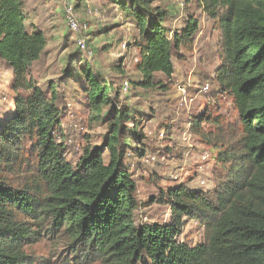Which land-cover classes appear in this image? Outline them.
Masks as SVG:
<instances>
[{
  "label": "trees",
  "instance_id": "16d2710c",
  "mask_svg": "<svg viewBox=\"0 0 264 264\" xmlns=\"http://www.w3.org/2000/svg\"><path fill=\"white\" fill-rule=\"evenodd\" d=\"M84 1L76 0L75 7ZM109 1L133 17L138 30L134 45L142 80L133 86L149 89L156 86V74L171 77V42L188 41L197 20L189 18L185 30L169 38L168 14L150 0ZM196 1L221 31L224 61L217 81L233 98L241 130L231 154L220 156L234 163L215 201L201 191L173 192L172 223L137 226L131 214L134 186L117 136L132 112H103L118 87L100 83L83 67L92 120L109 119L112 135L105 146L108 161L100 148H86L73 166L56 139L55 86L48 98L27 78L46 46L44 33L27 30L23 0H0V59L11 68L15 86L31 91L17 97L14 111L0 122V264H37L26 248L40 238L62 243L74 259L95 257L101 264H264V0ZM137 125L131 130L136 138ZM17 170L23 173L8 182ZM183 215L205 225L204 242L179 240Z\"/></svg>",
  "mask_w": 264,
  "mask_h": 264
},
{
  "label": "rangeland",
  "instance_id": "374dc122",
  "mask_svg": "<svg viewBox=\"0 0 264 264\" xmlns=\"http://www.w3.org/2000/svg\"><path fill=\"white\" fill-rule=\"evenodd\" d=\"M150 1L167 12L164 26L169 38L182 33L189 18L197 20L198 27L188 41L178 46L171 42V77L156 74V86L145 89L133 86L142 80L136 67L139 51L134 41L139 34L135 21L117 5L109 0H85L79 7H75L76 0H23L27 30L40 29L46 38L27 78L48 98L50 86H55L60 111L56 139L64 145L65 159L75 166L86 148H100L104 160H109L105 147L112 135L109 119L92 120L82 73L85 65L100 83L118 87L103 112L114 108L132 112L123 126L129 131L122 130L117 136L123 167L134 186L131 214L137 226L172 223L169 194L173 192L201 191L215 201L234 163L220 155L233 150L231 145L241 130L233 98L220 90L217 81L224 59L218 46L221 31L214 21L196 0H183V5ZM71 5L80 24L76 33L66 23V8ZM89 9L96 12L89 14ZM30 93L15 86L11 68L0 59V122L14 111L17 97L27 98ZM137 123L136 138L131 130ZM29 148L26 140L24 154ZM17 173L23 171L8 175V182ZM181 223L179 240L190 245L205 241L201 221L183 215ZM67 250L50 238H40L26 248L37 264H101L95 257L74 259Z\"/></svg>",
  "mask_w": 264,
  "mask_h": 264
},
{
  "label": "built area",
  "instance_id": "2783aa9c",
  "mask_svg": "<svg viewBox=\"0 0 264 264\" xmlns=\"http://www.w3.org/2000/svg\"><path fill=\"white\" fill-rule=\"evenodd\" d=\"M171 2H173L174 4H178V5H183V0H171ZM74 6H70L68 8H66L67 12H68V15L66 17V23H67V26L69 28V30L73 33H76L77 29H78V26H80L78 20L74 17L73 15V8ZM89 14H92L94 12H96V10H92V9H89L88 10ZM78 45H80V47L84 48L85 45L84 43L81 41V40H78Z\"/></svg>",
  "mask_w": 264,
  "mask_h": 264
}]
</instances>
